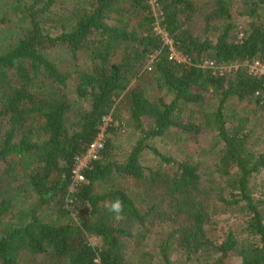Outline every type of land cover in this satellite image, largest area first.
Wrapping results in <instances>:
<instances>
[{"label":"trees","instance_id":"16d2710c","mask_svg":"<svg viewBox=\"0 0 264 264\" xmlns=\"http://www.w3.org/2000/svg\"><path fill=\"white\" fill-rule=\"evenodd\" d=\"M57 1H19L13 15L30 28L0 52V220L16 209L6 191L32 197L0 230V264H129L125 245L142 227L160 228L153 239L163 264H173L177 247L210 264H264V183L261 200L250 186L264 180V141L254 149L252 120L225 117L237 101L264 119V78L248 73V64L264 63V0H211L202 34L187 28L196 12L192 0H76L69 12L56 9ZM8 23L0 14V29ZM156 23L187 64L169 59ZM55 49L68 50L72 71L48 59ZM205 59L238 68L220 75L202 67ZM134 80L139 84L131 86ZM120 98L138 139L119 158V130L111 124L99 158L82 170L84 182H75L77 162L104 119L121 120ZM207 133L223 145L210 152L211 173L156 146L170 135L175 145L193 146ZM147 153L158 159L156 167L144 164ZM123 179L142 182L143 194L118 186ZM135 196L158 198L143 208ZM117 200L119 215L111 211ZM169 201L172 214L159 209ZM223 205L243 218L219 232L209 213Z\"/></svg>","mask_w":264,"mask_h":264},{"label":"rangeland","instance_id":"374dc122","mask_svg":"<svg viewBox=\"0 0 264 264\" xmlns=\"http://www.w3.org/2000/svg\"><path fill=\"white\" fill-rule=\"evenodd\" d=\"M19 1L24 3L31 2V0H0L1 19L4 16L9 19V23L7 25H2L0 29V52L4 51L8 46H11L18 36L24 35V33L30 28V22L28 20L18 21V19L13 15L15 8L19 6ZM192 1L195 3L194 6L196 12L188 20L187 28H191L195 33L202 34L204 31V16L211 11L213 2L211 0ZM236 1L238 5H240L242 0ZM73 2H76V0H58L55 7L56 9L69 12L72 9L71 3ZM111 22L112 21H110V23ZM242 28L243 27H240V30ZM214 34L215 33H213V35ZM47 57L49 60L53 61L59 70L63 72H70L74 69V60L68 53L67 49L51 50L47 53ZM81 58L82 59L80 60H83L86 64H90L88 54H82ZM236 67L238 68V66H234L232 70H236ZM138 84L139 81L134 80L131 86ZM46 90L50 91L51 86L47 85ZM121 98L117 101L118 106L116 107V110L122 115L121 120L115 119V117L111 115L105 121V138L107 139V137L110 136L108 135V129L111 124L118 127L119 131L116 136V140L118 141L119 147L118 155L119 158L122 159L138 139V133L132 129L128 118H126L127 109L125 104L121 101ZM72 103L78 106V102L73 101ZM253 110V106H249L247 103L232 101L225 110V117L230 123L235 122L241 117L251 119L252 121L250 126L253 128L251 131V145L254 149L261 150L263 148L264 141V119L261 118V116H257L255 114L256 112ZM156 146L161 153L173 156L178 159V161H190L195 163L200 162L203 165L202 172L211 173L214 169L212 168V165L215 164L214 160L216 155H210V152L212 151V148L214 151L215 149L221 148L223 145L219 141V137L215 134L207 133V135H203L202 138L199 139L197 144L194 143L193 146L190 144L182 146L175 145L172 142V135L158 140ZM214 146H216V148H214ZM143 159L144 164H146L147 167L154 168L157 166L158 159H156L152 154L147 153ZM263 183L264 180H261L260 177H256L250 182L255 200L262 199L260 189H263ZM118 186L125 188L134 195L143 194L142 182L135 181V183H133L130 181H124L123 179L120 183H118ZM208 188H210L209 183H204V190ZM6 195L8 198L13 200L16 209L12 214L5 216L0 220V230L14 222L18 218L21 210L27 209L32 201V197L30 195L26 197H18L15 192L11 190L6 191ZM157 198L158 197L155 196L153 197V200H157ZM136 199L138 204L143 208L147 207L149 203L154 202L149 198H145V196H142V201L139 198ZM159 209L166 214H172V202H166ZM229 209L230 208L225 205L215 208L214 211L213 208L211 209V214L209 213V216L211 218V223L214 224H210L211 228H216L219 232H226L229 228H236V226L240 224V221L243 218L240 212H229ZM44 217L45 219L48 218L46 213ZM159 229V227H142L135 232L134 237L125 245L124 249L126 254L125 257L129 264H163L158 256L160 252L159 249H157L158 243L153 239L155 233ZM91 242L92 244H96L97 239L92 238ZM145 252H148V254L146 253V255H143L142 253ZM170 255L173 260V264H210L205 255L188 256L185 255L178 247L173 248ZM23 264L28 263L24 260Z\"/></svg>","mask_w":264,"mask_h":264},{"label":"built area","instance_id":"2783aa9c","mask_svg":"<svg viewBox=\"0 0 264 264\" xmlns=\"http://www.w3.org/2000/svg\"><path fill=\"white\" fill-rule=\"evenodd\" d=\"M155 32L158 35H160V37L163 40L164 46L168 48L170 60L177 62L179 64H187L189 62L188 58L176 49L173 38L158 23L155 24ZM242 37L243 35L241 34L240 38ZM157 56L158 55H155L152 57L150 63L147 64L146 66L147 69L152 70V64H154V61L156 60ZM202 67L213 69L216 73H219L220 75L231 73L233 69V67L219 68L217 66V63L211 59H205L202 63ZM248 73L258 78H264V63L254 62V63L248 64ZM256 95L260 96L261 94L257 93ZM109 117L110 116L104 119L103 125L100 128V133L98 134L97 138L95 139L93 144L88 149L85 157L80 158L78 160L76 169H75V182L77 183L84 182V178L81 175L82 170L87 166V164L90 161L96 160L99 158V154L101 150L104 148L105 142H106L105 121Z\"/></svg>","mask_w":264,"mask_h":264},{"label":"clouds","instance_id":"9594fccd","mask_svg":"<svg viewBox=\"0 0 264 264\" xmlns=\"http://www.w3.org/2000/svg\"><path fill=\"white\" fill-rule=\"evenodd\" d=\"M111 211H113L117 215H119L120 212L122 211L121 204H120V202L118 200L115 203L112 204Z\"/></svg>","mask_w":264,"mask_h":264}]
</instances>
